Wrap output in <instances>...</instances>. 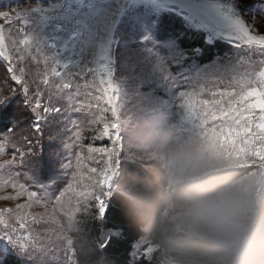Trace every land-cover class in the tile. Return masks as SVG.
<instances>
[{"label": "snow or ice", "instance_id": "1", "mask_svg": "<svg viewBox=\"0 0 264 264\" xmlns=\"http://www.w3.org/2000/svg\"><path fill=\"white\" fill-rule=\"evenodd\" d=\"M220 41L239 55L217 58ZM0 66V155L10 153L16 170L0 190L11 186L12 199L28 202L15 209V225L6 219L13 210L0 209V264H32L42 241L30 225L48 219L28 211L34 203L91 199L97 219L105 218L129 81L160 100L175 98L194 127L202 112L233 135L264 140V0H19L0 8ZM19 129L29 133L26 147H10ZM86 129L111 147L88 145L85 156ZM97 155L103 169L87 163ZM114 230L103 249L127 235Z\"/></svg>", "mask_w": 264, "mask_h": 264}, {"label": "rangeland", "instance_id": "2", "mask_svg": "<svg viewBox=\"0 0 264 264\" xmlns=\"http://www.w3.org/2000/svg\"><path fill=\"white\" fill-rule=\"evenodd\" d=\"M18 2L19 0H0V8L11 7ZM3 73L4 69L0 66V76ZM171 101L160 100L149 94L148 91L141 92L131 81L123 85L118 107L119 141L112 154L113 172L119 173L118 163L113 161L117 160L120 152H123L124 156H130L139 161L152 157L161 159L167 163L171 179L182 181L212 172L249 167L250 170L247 174L236 179L231 186L216 196L177 214L171 213L169 208L164 213V218H168L175 230L228 243L241 252L248 238L250 226L254 223V218H250L248 226L244 217H248V214L252 212L260 192L264 190V140H260L255 132L245 137L243 132L233 135L221 128L220 125L218 127L205 126L207 122L213 121L214 124L218 121H214L211 117L205 119L203 113L197 116L199 127H194L186 120L185 112H183L182 117L186 120L185 122L190 124L191 132L182 140L177 137V141L180 140L177 145L167 150H160V147H155L156 143L148 144L146 138L163 131L164 127L167 132L174 131L170 120L179 115L183 108H177L175 102L171 103ZM178 105L180 106V102ZM75 115L73 114V116ZM24 134L22 131L12 134L10 143L14 147H20L18 141H24ZM97 135L107 139L101 137L99 132ZM108 141L110 143L107 147H111V141ZM150 149L155 150L149 151ZM51 151L48 149L47 153ZM157 151H161V153H157ZM11 158L10 153L0 155V167H3L0 179L3 177L15 178L16 170L11 165H7ZM89 162L87 163L90 166L99 169H103L106 165V160L103 158L100 160V157L98 161H95L93 157ZM24 179V171L21 169L20 181L23 182ZM14 195L15 190L11 186L0 190V209L13 210V214L6 216L10 225L16 224L15 209L28 203L25 197L12 199L11 197ZM3 197H8V199ZM87 200L67 196L59 204L51 201L46 207L38 206L35 203L30 207L28 211L32 215L44 216L47 214L48 217L43 223L30 225L34 230V235L38 234L42 241L39 244V250L32 253L34 257L32 264L63 263L72 259L70 231L75 230L77 214L89 207V200L88 202ZM149 249L147 246L146 250ZM171 262V264H198L187 259H173Z\"/></svg>", "mask_w": 264, "mask_h": 264}, {"label": "trees", "instance_id": "3", "mask_svg": "<svg viewBox=\"0 0 264 264\" xmlns=\"http://www.w3.org/2000/svg\"><path fill=\"white\" fill-rule=\"evenodd\" d=\"M215 51L217 58L239 55L223 41L217 44ZM173 102L177 108L180 107L175 98L172 99L171 103ZM183 112L184 109L170 120L174 131L169 129L167 132L164 127L163 131L146 138L148 144L156 143V148L167 150L186 138L191 129L190 124L185 122L187 119L182 117ZM212 124L213 121H210L205 123V126L220 125L219 122ZM18 131L25 133L24 136L29 135L25 129ZM83 135L85 156L88 155V145L109 146L107 139L100 138L97 132L91 129H86ZM177 137L180 138L179 141ZM35 139L33 137L34 141ZM51 140L46 129L42 139L46 158ZM18 145L20 148L26 147L25 140L18 141ZM10 147L14 146L10 143ZM33 148L36 154H33L32 159L35 160L40 155V145L33 143ZM98 158L99 156H95L94 160L98 161ZM118 158L113 161L119 166V173L115 178L117 190L109 201L105 218L102 221L97 219L94 201L88 199L89 207L77 214L75 230L70 231L72 259L50 264H171L173 259H187L198 264H264V190L260 192L252 212L248 217H244L248 226L250 218H254V223L250 226L241 252L228 243L177 231L168 218H164L168 208L171 213L177 214L216 196L231 186L236 179L247 174L249 167L212 172L182 181L171 179L169 167L161 159L152 157L139 161L124 156L123 152H120ZM95 165L97 167V163ZM114 228L123 229L127 235L122 241L114 240L105 250L102 246L108 242L110 235L115 234ZM147 246L149 250H146Z\"/></svg>", "mask_w": 264, "mask_h": 264}, {"label": "built area", "instance_id": "4", "mask_svg": "<svg viewBox=\"0 0 264 264\" xmlns=\"http://www.w3.org/2000/svg\"><path fill=\"white\" fill-rule=\"evenodd\" d=\"M116 189H117L116 185L114 183H111L109 188L107 189L108 195L112 197Z\"/></svg>", "mask_w": 264, "mask_h": 264}]
</instances>
